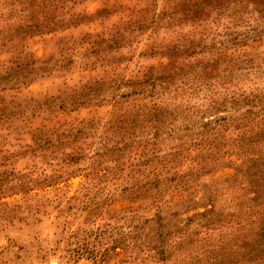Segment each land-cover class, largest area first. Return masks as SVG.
I'll list each match as a JSON object with an SVG mask.
<instances>
[{
  "label": "rangeland",
  "instance_id": "obj_1",
  "mask_svg": "<svg viewBox=\"0 0 264 264\" xmlns=\"http://www.w3.org/2000/svg\"><path fill=\"white\" fill-rule=\"evenodd\" d=\"M0 264H264V0H0Z\"/></svg>",
  "mask_w": 264,
  "mask_h": 264
}]
</instances>
